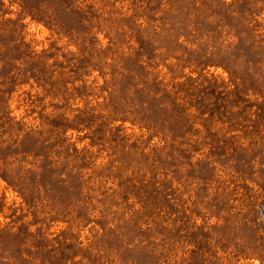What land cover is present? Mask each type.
I'll return each instance as SVG.
<instances>
[{"label":"rangeland","instance_id":"obj_1","mask_svg":"<svg viewBox=\"0 0 264 264\" xmlns=\"http://www.w3.org/2000/svg\"><path fill=\"white\" fill-rule=\"evenodd\" d=\"M24 2L41 20H19ZM249 4L264 0H0V95L21 123L0 124V165L32 169L47 186L24 201L0 176V229L11 228L0 264H264V93L247 96L251 111H218L238 82L254 86L242 72L249 60L233 59ZM251 18L264 37V11ZM199 45L207 52L191 53ZM114 54L126 58L119 100L128 110L149 99L138 85L155 76L186 97L193 131L156 165L165 144L133 111L105 122L110 76L100 67ZM75 116L85 117L80 130ZM45 118L60 129L44 128ZM155 166L170 181L163 226L144 207Z\"/></svg>","mask_w":264,"mask_h":264},{"label":"trees","instance_id":"obj_2","mask_svg":"<svg viewBox=\"0 0 264 264\" xmlns=\"http://www.w3.org/2000/svg\"><path fill=\"white\" fill-rule=\"evenodd\" d=\"M21 6L23 8V11L20 14L21 18L19 20L24 19L26 16H32L35 19L41 20L40 18H37V14L33 12L34 8H32L29 4L24 2ZM249 7L250 8L248 10L240 12V14L237 16V20L242 22V24L240 25L241 30L236 36L238 38V41L234 43L236 46V51H238V53L236 54V57H233V59H235L237 62L240 60L244 61L245 59H248L250 61H246L248 70H243L242 72H244L245 78L247 77L251 82H253L252 85L254 84V86L245 87L242 83L241 87L240 83L238 82L235 89L231 93H227V98H224L225 108H223V106L218 110L224 116L233 117L238 115L239 113L243 114L247 110L251 111V109H253V106L247 105V103H250V101L247 99V96L250 95V92H254L255 94L264 93V66L259 69L257 68V63L254 62V59L261 60L262 58L261 61H258V65L262 66L264 64V37L263 35L256 34L253 31L254 28L249 25L250 23L255 21V19L251 18V16L255 17L257 15H260L261 12L264 11V5H261L259 8H255V4H249ZM66 8L69 10V6ZM255 9L258 10V12H253V10ZM196 28L198 29V31L194 28L195 34L199 35V32H201L203 29L198 25H196ZM169 31L173 32V30ZM159 34L161 33L159 32ZM108 50L111 51V49ZM203 52H207V48L205 49V47L199 45V48L191 53L194 54ZM199 58H206L205 54L200 55ZM107 59L108 57L106 56L103 66L100 67L103 77L110 76L109 83H105L106 88L104 87L102 89L103 91H106L108 93V96L105 98L106 102L102 105L103 109L108 111L105 122L108 123L107 126H109L111 123L118 120V117L121 113L133 111V121L139 122L145 127L151 129L153 128V139L155 137L161 136L160 142L165 144L162 147L156 146L154 148L153 162L155 163L154 165H156L159 162L158 158L161 157L162 152L166 153L169 149V146L177 147L179 144L178 141L181 138H186V136L193 131L194 123L191 124V122H189V120L192 118V115H189L187 113V107L182 104L186 97H182L181 95H179V93L175 89H169L168 85H165L161 80H159L158 76L154 75L155 77L152 79L153 82L145 80L141 83V86L138 85L139 90L141 89L144 93H146L149 99L147 101L141 102V105L139 103H134L133 110H128L127 108H129V106L125 99L123 98L124 102L119 100L121 95L120 82L121 76H123V74L121 73L120 64L123 63L122 61L126 58H124L123 56L122 59L118 55H115L112 57L114 62H108ZM252 64L255 67L252 66ZM140 68L143 70L146 67L143 64H140ZM123 72H127V70H123ZM145 76L148 75L146 74ZM255 76L257 77L255 78ZM4 93L5 92L2 91V94L0 95L3 98L2 102L0 103V111H2V113H0V124L5 123L8 125L9 129H18L20 131V129L16 128V126L18 125L19 127L21 123L19 121H16L15 117L10 116L11 112L8 111L7 100L5 101L4 99ZM138 105L144 107V109L141 108V115H144L142 117L138 116ZM96 109L97 108H93V112L89 114L88 117L95 116L94 110ZM197 109V111H199L201 115L210 111H203L202 108L199 107ZM259 110H261V108H259L257 111ZM213 116H215L214 113ZM81 117L85 118L84 116H75V118L72 120L71 125H73L77 130H80L79 127L81 125V122L79 121V119H81ZM122 120L126 121L127 118H122ZM44 125V128L47 126L55 127L54 125L50 124L48 118H45ZM70 127L71 126H67V128ZM55 128L60 129V126H57ZM26 135H28L30 138L39 139L38 135H36L37 137H33V134H30L29 132ZM4 143L7 142H2V144ZM181 144L185 145L183 139L181 141ZM181 150H183V148H181ZM27 153L28 152H26V154ZM4 165H0V171H2L0 172V176L8 182L9 186L13 187L19 192L24 201L31 198L30 196L34 193V190H36L37 193H40L41 188L47 187L46 184H44L42 181L37 182L31 180L30 175L34 173L32 169L25 170L20 165L8 168V166L4 167ZM51 167L56 169L58 168L57 164L55 163L52 164ZM157 167L158 166H155L153 170V201H151L149 198H146L144 207L150 209L153 204V215L157 219V225L163 226L164 223H166L165 219H167V213L169 214V211H167L169 203H171L169 193L170 181L168 180L167 176L164 179H160L156 176L158 174ZM36 168L44 171V167L40 165ZM56 175H60L61 182H69L68 178L66 180L64 179V176H67L66 174L58 172L56 173ZM38 176L41 175L38 174ZM63 179L65 181H63ZM110 197L111 195L108 199H111ZM104 203L109 202L106 201ZM110 206H112L113 208V204H110ZM17 210L18 209H15V211L13 212L16 213ZM115 213L118 214L119 210H117ZM108 216L109 213L105 212L106 219L108 218ZM19 221L22 220L19 219ZM21 226H29V224L26 225L22 223ZM10 230L11 228L7 227H5L4 229H0V235L7 233ZM256 253H258V255L261 257L264 256V245H260L259 250Z\"/></svg>","mask_w":264,"mask_h":264}]
</instances>
